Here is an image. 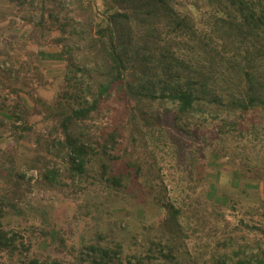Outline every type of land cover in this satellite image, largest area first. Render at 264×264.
Wrapping results in <instances>:
<instances>
[{
    "label": "rangeland",
    "instance_id": "rangeland-1",
    "mask_svg": "<svg viewBox=\"0 0 264 264\" xmlns=\"http://www.w3.org/2000/svg\"><path fill=\"white\" fill-rule=\"evenodd\" d=\"M202 7L176 6L175 17H188L196 34L171 38L169 20L152 29L154 40L178 43L175 65L180 76L190 77L181 83L203 95L196 79L203 76L226 101L247 98L241 70H250L264 94V57L254 37L222 30L214 9ZM105 9L103 0H0V228L17 232L18 247H0V264L30 257L97 264L91 245L115 249L109 264H213L222 255L230 263L253 256L254 264H264L260 105L247 112L199 111L175 125L169 101L125 107L114 95L82 126L96 134L123 130L127 150H118L121 159L113 167L131 176L118 194L96 170L85 178L69 176L68 151L58 144L65 137L59 114L84 99L73 92L74 83H93L99 73L91 40ZM67 57L80 65L74 81L67 77ZM157 64L155 74L162 75ZM143 82L157 93L176 83L165 77ZM143 112L152 124L139 120ZM53 139L58 143L49 146ZM129 161L133 167L125 168ZM52 163L60 168V182L48 185L41 172ZM164 204L182 209L181 215L171 220Z\"/></svg>",
    "mask_w": 264,
    "mask_h": 264
},
{
    "label": "trees",
    "instance_id": "trees-1",
    "mask_svg": "<svg viewBox=\"0 0 264 264\" xmlns=\"http://www.w3.org/2000/svg\"><path fill=\"white\" fill-rule=\"evenodd\" d=\"M103 2L106 9L104 13H98L101 14L100 21L97 24L96 35H93L97 39L91 40L93 55L100 56V58L96 56L98 58L96 69L99 73L93 83L85 85L74 83L73 92L84 99L77 101L76 105L69 104L67 109L59 114V126L65 136L64 139L59 140V143L57 139L47 141L49 146H54L57 142L62 151L64 149L68 151L67 170L70 177L85 178L96 170L99 177L107 183L106 188H109V192L115 191V194H118L127 178L131 176L126 169L115 171L113 167V164L121 159L117 154L118 150H127L122 147L125 138L123 130L120 127L110 130L101 128L96 134L82 126L99 112L105 100L114 95L121 98L125 107H129L133 101L137 103L145 100L169 101L175 106V125L196 116L195 113L199 111L214 110L218 113L221 108H227L247 112L258 105L264 108V94L256 89L255 76L250 70H241L249 89L246 91L247 98L234 97L226 101L206 83L203 76L196 77L202 86L203 95L196 93V89L189 83H181L190 77L180 76L179 64L175 65L178 59L175 48L178 43L168 42L166 37L162 44L153 39L152 30L154 25L169 20L171 30L168 34L174 33L171 38H177L182 33L196 34L189 25L188 17H175L176 6L201 10L204 2V5L214 9L213 17L219 28L222 30L226 28L232 32L239 30L253 36L255 51H261L259 53L264 57V0H103ZM90 9L93 10L92 7ZM143 30L145 40L138 44V39L140 37L143 39L141 36ZM67 58V77L74 81L80 65L71 57ZM157 62L161 64L162 75L155 74L158 70L153 64ZM82 69L85 70L84 67ZM156 77H165L166 80L176 83H170V89H164L160 93L144 87V80ZM138 116L140 121L152 124L146 112ZM178 129L186 130L181 125ZM134 132L135 130H132L131 134ZM130 166L133 167L131 161L126 163L125 168ZM59 172L58 165L52 163V167L47 166L42 170V182L48 185L58 184ZM164 207L170 210L171 220L182 213V209L178 210L172 206L171 209L168 204H164ZM16 236L15 230L0 228V247L17 250ZM91 248L99 258L94 257L97 264H109L113 259L112 252L116 253L113 251L115 249L105 245H91ZM254 259L252 256L230 263L226 255H222L216 258L213 264H254ZM22 264L61 263L58 259L30 257ZM137 264L143 263L140 261Z\"/></svg>",
    "mask_w": 264,
    "mask_h": 264
}]
</instances>
